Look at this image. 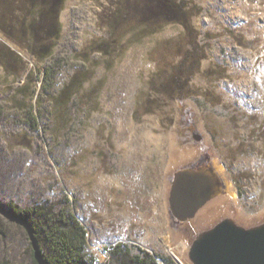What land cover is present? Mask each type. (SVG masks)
Wrapping results in <instances>:
<instances>
[{
    "label": "rangeland",
    "instance_id": "374dc122",
    "mask_svg": "<svg viewBox=\"0 0 264 264\" xmlns=\"http://www.w3.org/2000/svg\"><path fill=\"white\" fill-rule=\"evenodd\" d=\"M180 1L187 27L158 19L149 29L141 0H64L57 43L38 59L21 32L29 1L0 0V206L66 196L95 264L119 241L180 264L174 253L196 225L173 223L167 195L188 164L206 161L226 184L204 207L224 198L244 223L264 217V0ZM178 64L187 87L169 98L164 80ZM86 70L70 120L55 136L43 127L50 115L32 129L40 88L53 94ZM27 247L0 212V264H29Z\"/></svg>",
    "mask_w": 264,
    "mask_h": 264
},
{
    "label": "trees",
    "instance_id": "16d2710c",
    "mask_svg": "<svg viewBox=\"0 0 264 264\" xmlns=\"http://www.w3.org/2000/svg\"><path fill=\"white\" fill-rule=\"evenodd\" d=\"M27 1L30 8L28 7L29 10L25 11L20 20L21 32L26 36L28 53L43 59L52 54L57 43L60 29L59 13L64 0H51L47 5H41L39 0ZM138 12L139 18L144 22V28L152 29L156 25L153 20L158 19L163 22L178 20L186 27L189 23V17L186 16L187 8L180 0H141ZM177 68L179 70L164 80L167 87L165 91L168 90L166 95L169 98L182 97L181 93L187 87L186 83L185 85L179 83L183 69L180 64ZM90 76L91 72L87 70L75 72L69 81L53 94L48 93L45 86L41 87L35 97L37 107L33 108V104L27 107L32 129L37 130L38 120H45L50 115L54 120L43 127L50 135L55 136L62 124L70 120L72 102L80 97L81 89ZM25 87L22 85L17 89L22 97L28 96L23 92ZM43 98L51 101L49 110L41 106ZM89 106L87 100L83 101L84 109L89 110ZM0 212L5 219L13 222L25 233L29 264H95V257L88 250L86 229L66 196H61L55 201L46 199L26 206L8 201L0 206ZM107 252L109 262L104 264H176L168 255L155 252L152 254L144 249L133 253L128 244L122 241L108 247ZM1 264H7V261Z\"/></svg>",
    "mask_w": 264,
    "mask_h": 264
},
{
    "label": "water",
    "instance_id": "95a60500",
    "mask_svg": "<svg viewBox=\"0 0 264 264\" xmlns=\"http://www.w3.org/2000/svg\"><path fill=\"white\" fill-rule=\"evenodd\" d=\"M50 1L39 0L41 5ZM225 190L222 177L206 161L185 165L170 175V219L186 228L191 220L196 225L186 235L180 264H264V217L244 223L233 213L224 212L210 221L196 223L199 211Z\"/></svg>",
    "mask_w": 264,
    "mask_h": 264
},
{
    "label": "bare ground",
    "instance_id": "6f19581e",
    "mask_svg": "<svg viewBox=\"0 0 264 264\" xmlns=\"http://www.w3.org/2000/svg\"><path fill=\"white\" fill-rule=\"evenodd\" d=\"M189 152H187L186 154H180L178 156H175L174 160L177 161L178 159H180L181 157H184L185 155H189ZM233 209L231 202L227 201L224 198H220L216 201H212L210 204H208L206 207H204V209L198 214V217L196 219V223H204L207 219L212 218V217H216L224 212H231V210ZM232 213V212H231ZM235 215V214H234ZM239 215V214H238ZM238 215H235L237 219L241 220V216L239 217ZM243 219V218H242ZM181 246L182 248L184 247V242H181ZM180 246V247H181ZM178 248V252H175V257H177V260L179 262L183 261L182 255H181V249L182 248Z\"/></svg>",
    "mask_w": 264,
    "mask_h": 264
},
{
    "label": "flooded vegetation",
    "instance_id": "af4514ba",
    "mask_svg": "<svg viewBox=\"0 0 264 264\" xmlns=\"http://www.w3.org/2000/svg\"><path fill=\"white\" fill-rule=\"evenodd\" d=\"M209 159H211L210 156H209Z\"/></svg>",
    "mask_w": 264,
    "mask_h": 264
}]
</instances>
